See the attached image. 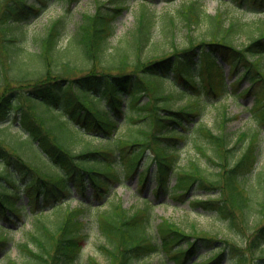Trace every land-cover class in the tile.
Here are the masks:
<instances>
[{"label": "trees", "instance_id": "1", "mask_svg": "<svg viewBox=\"0 0 264 264\" xmlns=\"http://www.w3.org/2000/svg\"><path fill=\"white\" fill-rule=\"evenodd\" d=\"M96 2L97 10L83 13L75 30L80 53L91 62L86 71L76 74L72 73L74 64H57L55 49L62 22L58 18L39 40V70L16 76L8 75L4 67L16 62L13 54L17 48L8 30L13 23L23 24L36 17L41 7L25 0H0V123L13 113L18 128L57 167L51 171L32 165L15 146L7 148L0 141V227L5 229L13 219H22L29 211L37 221L35 232L29 235L36 250L26 242L20 243L26 255L38 264H73L86 237L82 216L93 204L91 200L98 203L114 183L132 176L139 189L153 177L152 194L161 191L173 199H185L195 188L217 189V198L195 197L189 199V205L213 211L233 230L249 224L245 248L235 250L234 240L218 239L195 228L185 231L165 216L149 231L151 201L145 196L141 207L136 206L137 200L129 207L119 201L99 215V230L106 241L100 250L107 255V264H134V260L155 251H162L173 264H219L226 255L232 257L230 264H264V199L255 207L239 181L256 163L259 130L240 131L233 143L226 130L218 134L199 125L196 131L211 145L213 156L208 158L218 166L216 176L204 174L195 161L180 170L176 168V149L185 137L183 130L199 114V108L192 102L175 108L171 102L179 95H198L201 91L232 95L233 99L253 94L250 108L257 119L264 121V21L257 24L258 34L242 46L235 45L228 35L240 24L232 20L223 33L219 29L220 33H211L209 38H190L184 47L175 46L166 53L142 59L140 52L149 40L153 23L150 12L144 9L128 39L136 50L135 59L128 61L122 53L112 66L99 69L93 61L100 57L110 21L122 7H114L110 13L101 9L102 2ZM234 3L264 12V0ZM184 6L179 12L189 24L204 13L194 2ZM215 14L210 17L217 28L223 17ZM225 68L226 75L233 77L230 81L224 78ZM163 79L170 85L167 91L162 87ZM243 80L247 84L239 89ZM39 108L62 109L64 119L53 125L58 132L46 124ZM122 118L137 123L133 124L136 134L114 135ZM75 131L100 137L103 142L74 151L70 137ZM243 140L246 145L236 156ZM172 174L174 181L169 184ZM257 179L264 183V171ZM72 190L79 194L76 205L68 202ZM45 206L50 207L53 218L43 219ZM7 242L6 234L0 233V254ZM200 248L209 254L199 257ZM253 251L261 253L250 260L248 254ZM6 264L19 263L7 260ZM88 264L100 263L92 257Z\"/></svg>", "mask_w": 264, "mask_h": 264}, {"label": "rangeland", "instance_id": "2", "mask_svg": "<svg viewBox=\"0 0 264 264\" xmlns=\"http://www.w3.org/2000/svg\"><path fill=\"white\" fill-rule=\"evenodd\" d=\"M27 2H35L41 7L38 17L29 18L20 23H13L8 36L15 41L13 45L17 48L13 56L16 62L12 65H5V72L8 75L22 74L24 72L33 73L40 68V59L36 55L39 51V40L45 35L48 27L55 21L61 18L60 36L57 41L55 49V59L57 64L61 67L64 61L69 64H74L76 68L72 73L80 74L86 71L91 62L85 60L83 54L80 53L78 44L74 41L75 30L80 23V18L83 13L91 14L95 12L96 0H25ZM101 9L104 11H113L114 6H123L115 17L110 21V31L106 33L104 42L100 50V57L93 61L99 69L110 65L117 60L120 54H126L128 61L135 59L136 50L132 46L129 39L130 32L133 30L137 16L144 9L150 12L153 18L152 30L148 42H146L140 52V58L146 59L150 55H157L166 53L172 47H184L189 43L190 38L198 41L201 37L209 38L211 33L224 32L229 28L232 20H238L240 24L235 25L234 29L230 30L228 34L233 43L242 46L251 40L254 35L258 33V22L264 21V12L253 11L245 5L237 7L234 0H122L119 5H115L110 1ZM196 2L204 13L200 14V19L197 22L187 23L180 15L179 10L188 2ZM184 6V7H185ZM214 12H221L222 21L219 27L216 28L213 19L210 17ZM205 14H209L208 16ZM220 33V32H219ZM264 65V60L263 64ZM7 75V76H8ZM225 75V73H224ZM226 77V76H225ZM224 77V78H225ZM228 78V77H227ZM231 79L233 77H230ZM228 78V80H231ZM246 80L239 84V88L244 87ZM162 87L165 91L170 88L167 80H162ZM206 94V93H205ZM201 93L199 97L194 95H179L173 102V107H178L180 104L187 105L188 102L196 98L199 105V114L183 133L185 137L181 140L179 147L176 150L177 160L176 165L180 170L188 166L189 161H196L203 169L206 175L216 176L218 166L208 155H212V148L205 139H202L195 129L196 124H205L210 127L213 132L219 133L224 130L229 132V138L234 143L240 131L259 129L257 137V160L250 171L243 175L239 181L242 187L247 190L251 196V203L257 207L259 202L264 199V183L258 180V174L264 171V121L257 120L253 115V110L249 106L255 99L253 94H247L241 97L239 102L232 99L231 96L215 97L214 95H205ZM223 110L227 111L228 118H223ZM40 116L46 118V124L53 126L61 117V110L53 109L51 111L41 110L39 108ZM13 113L10 114L7 121L0 123V141L5 145H14L17 152L21 154L28 162L43 169L49 168V161L37 150L34 143H31L25 138V133L18 129L17 122L12 118ZM131 121L121 119L117 123L115 135L128 136V134H136L134 128L131 129ZM6 124V125H5ZM53 131L58 132V128L53 126ZM70 148L74 151L80 150L84 145L97 146L103 140L100 137L92 138L89 135L79 132L73 134ZM246 141L243 140L236 149V156L245 147ZM203 151V152H201ZM57 167L50 166L51 171H56ZM174 174L170 175L169 184L173 183ZM135 178L132 176L126 179L123 183H114L110 189V193L102 198L98 203L91 200L93 204L86 210L82 216V221L85 223L86 237L82 242L81 250L77 253V258L73 264H88L89 259L95 258L100 264H107L108 257L100 250L102 243H106L103 234L99 230V222L97 219L103 212H107L115 205L118 200L122 205L128 207L133 201L139 200L138 206H142L141 198L147 196L151 201L150 207V224L149 231L154 229L155 224L160 220V217H167L173 222H176L185 231L196 230L205 231L218 239L234 240L237 244L235 250L245 248L246 235L250 233L249 224L241 225L240 230H233L227 226V222L221 217L217 216L213 211L206 210L202 207L189 205V199L201 198H217V189L195 188L189 192L185 199H173L167 196L164 192H159L156 195L152 194V186L155 183L154 178L147 180L139 189L135 185ZM89 193V189L87 190ZM71 197L68 202L71 205L78 203L79 194L73 190L70 191ZM120 197L117 200V197ZM23 199V200H22ZM22 203L25 199L22 195ZM81 199V198H80ZM27 208V207H26ZM42 211L45 216L43 219L53 218L49 206H45ZM254 215V211H253ZM239 219V218H238ZM37 221L34 215L26 211L24 218L9 223L5 229L0 227V233L6 234L8 242L5 251L0 254V264H6L7 260H13L19 264H38L35 258L27 256L20 247V243L26 242L28 246L36 250L33 241L30 238V233L35 232ZM264 247V246H263ZM200 256H206V249L200 248ZM261 252L253 251L248 254V258L257 256ZM231 256L226 255L219 264H230ZM134 264H173L165 257L162 251H155V253L145 256L143 259L134 260Z\"/></svg>", "mask_w": 264, "mask_h": 264}]
</instances>
